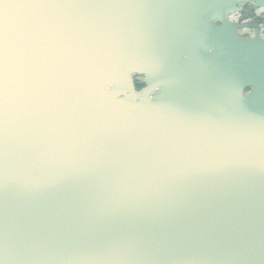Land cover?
Returning <instances> with one entry per match:
<instances>
[{
    "label": "water",
    "instance_id": "95a60500",
    "mask_svg": "<svg viewBox=\"0 0 264 264\" xmlns=\"http://www.w3.org/2000/svg\"><path fill=\"white\" fill-rule=\"evenodd\" d=\"M243 3L264 7L0 6V264H264V37L230 21Z\"/></svg>",
    "mask_w": 264,
    "mask_h": 264
},
{
    "label": "flooded vegetation",
    "instance_id": "af4514ba",
    "mask_svg": "<svg viewBox=\"0 0 264 264\" xmlns=\"http://www.w3.org/2000/svg\"><path fill=\"white\" fill-rule=\"evenodd\" d=\"M240 11L235 15V22L239 21H249V22H257L259 24V18L264 15V8L253 9V4L251 3H243L240 6ZM245 30H252L255 33V29L247 28ZM259 30H264V28L259 24ZM248 36V35H244ZM141 79V78H140ZM138 77L135 78V84L140 89L142 85L138 84L140 80Z\"/></svg>",
    "mask_w": 264,
    "mask_h": 264
},
{
    "label": "rangeland",
    "instance_id": "374dc122",
    "mask_svg": "<svg viewBox=\"0 0 264 264\" xmlns=\"http://www.w3.org/2000/svg\"><path fill=\"white\" fill-rule=\"evenodd\" d=\"M232 18L235 19L236 16H233ZM240 32H241V34H242L243 36H244V35H248V36H250V35L253 34V31H252V30H245V29H243V30H241ZM261 34L264 35V30H261ZM140 78H141V77H138V79H140Z\"/></svg>",
    "mask_w": 264,
    "mask_h": 264
},
{
    "label": "trees",
    "instance_id": "16d2710c",
    "mask_svg": "<svg viewBox=\"0 0 264 264\" xmlns=\"http://www.w3.org/2000/svg\"><path fill=\"white\" fill-rule=\"evenodd\" d=\"M258 20L259 24L264 28V15H262Z\"/></svg>",
    "mask_w": 264,
    "mask_h": 264
},
{
    "label": "snow or ice",
    "instance_id": "6c2138e0",
    "mask_svg": "<svg viewBox=\"0 0 264 264\" xmlns=\"http://www.w3.org/2000/svg\"><path fill=\"white\" fill-rule=\"evenodd\" d=\"M6 2L7 0H0V6H3Z\"/></svg>",
    "mask_w": 264,
    "mask_h": 264
}]
</instances>
